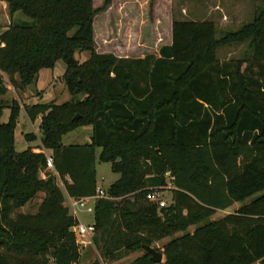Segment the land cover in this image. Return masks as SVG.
<instances>
[{
	"label": "trees",
	"instance_id": "trees-1",
	"mask_svg": "<svg viewBox=\"0 0 264 264\" xmlns=\"http://www.w3.org/2000/svg\"><path fill=\"white\" fill-rule=\"evenodd\" d=\"M6 2L32 22L0 34V97L9 92L3 75L25 91L64 62L70 95L85 99L24 107L31 123L41 120L39 150L53 157L46 180L47 156L16 150L21 107L0 99V264H81L67 199L96 196L98 163L120 175L95 204L93 243L104 261L197 227L165 245L166 264H264V8L222 39L214 22L176 21L171 46L134 60L95 52L94 0ZM247 43L246 69L218 63L222 46ZM84 127L93 129L89 144H63ZM169 180L173 204L159 209L147 195ZM40 193L37 213L21 212ZM236 204L237 213L208 222ZM133 264L155 263L146 254Z\"/></svg>",
	"mask_w": 264,
	"mask_h": 264
},
{
	"label": "rangeland",
	"instance_id": "rangeland-1",
	"mask_svg": "<svg viewBox=\"0 0 264 264\" xmlns=\"http://www.w3.org/2000/svg\"><path fill=\"white\" fill-rule=\"evenodd\" d=\"M264 8V0H94V9L97 11L94 19V44L93 48L99 55H115L123 59H143L146 56L159 55L164 46H171L173 42V24L176 21H211L217 28V38L222 39L228 33L237 32L245 25L253 22L257 11ZM21 22L31 23L32 20L22 13L11 14L6 0H0V34L11 24ZM254 51L250 44L222 46L217 53L220 65L228 64L241 66L246 69L253 60ZM91 58L89 52L77 54L76 59L83 63ZM66 72L64 62H59L52 70H44L40 74L37 85L19 91L13 88L8 76L3 75L4 81L9 87L5 97H0L4 103H18L21 107L19 123L15 133L16 150L25 151L31 147L34 153L51 152L38 151L40 143L41 120L31 123L25 114L24 107L38 103H55L63 105L70 101H83L84 96L75 99L70 95L63 76ZM11 111L5 110L1 123H5L10 117ZM93 129L84 127L69 133L63 138L65 146H83L91 142ZM34 134L37 141L27 142L26 135ZM127 151V150H126ZM118 160L117 163H120ZM99 188L109 191L110 186L120 179V175L114 174L112 164L98 163ZM47 175H55L54 170L43 173L40 177L46 180ZM62 187L61 183H58ZM63 188V187H62ZM164 197L171 203V192H166ZM45 195L40 193L21 212L36 214L43 202ZM242 204H236L227 211L217 212L208 222H217L230 214L237 213ZM86 224L93 223V216L83 215ZM197 227L190 228L187 232L176 234L173 238H167L155 245L153 249L164 256L162 263H167L164 255V247L173 239L181 238L186 234H194ZM82 255L81 264H92L99 261L101 264H133L145 257V250L133 253L121 261H104L94 247L80 248ZM52 264V263H51Z\"/></svg>",
	"mask_w": 264,
	"mask_h": 264
},
{
	"label": "built area",
	"instance_id": "built-area-1",
	"mask_svg": "<svg viewBox=\"0 0 264 264\" xmlns=\"http://www.w3.org/2000/svg\"><path fill=\"white\" fill-rule=\"evenodd\" d=\"M48 169L54 170V161L52 154L47 155ZM169 177V175H168ZM172 189L171 181H168V186L160 189L151 190L147 195V200L151 203L159 205V209L168 208L173 204L166 201L164 194L170 192ZM109 195L103 188L97 189L96 196L86 199H67L70 214L78 221V225L73 228V233L76 238V243L80 248L94 247L93 238L95 235V228L93 224H86L83 221V215L94 216L95 204L99 199H108Z\"/></svg>",
	"mask_w": 264,
	"mask_h": 264
},
{
	"label": "water",
	"instance_id": "water-1",
	"mask_svg": "<svg viewBox=\"0 0 264 264\" xmlns=\"http://www.w3.org/2000/svg\"><path fill=\"white\" fill-rule=\"evenodd\" d=\"M80 117L77 116L75 119L78 120ZM144 250L146 251V253L148 255L151 256V260L153 263L155 264H160L162 263L164 256L159 253L158 251H156L155 249H153L152 247H145Z\"/></svg>",
	"mask_w": 264,
	"mask_h": 264
},
{
	"label": "crops",
	"instance_id": "crops-1",
	"mask_svg": "<svg viewBox=\"0 0 264 264\" xmlns=\"http://www.w3.org/2000/svg\"><path fill=\"white\" fill-rule=\"evenodd\" d=\"M18 14V13H17ZM10 118V117H9ZM9 118H8V120L5 122V123H8V121H9ZM5 123H3V124H5ZM32 146H30V147H28V148H26L25 150H28L29 148H31ZM38 151H40V150H38ZM99 155H100V151H98V157H99ZM99 164H101V163H99ZM97 166H98V164H97ZM97 181H98V184H99V177H98V168H97ZM118 181V180H117ZM115 183V182H114ZM113 183V184H114ZM112 184V185H113Z\"/></svg>",
	"mask_w": 264,
	"mask_h": 264
}]
</instances>
